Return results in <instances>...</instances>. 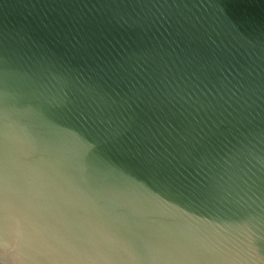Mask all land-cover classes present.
<instances>
[{
	"label": "water",
	"instance_id": "water-1",
	"mask_svg": "<svg viewBox=\"0 0 264 264\" xmlns=\"http://www.w3.org/2000/svg\"><path fill=\"white\" fill-rule=\"evenodd\" d=\"M0 264H264V0H0Z\"/></svg>",
	"mask_w": 264,
	"mask_h": 264
}]
</instances>
